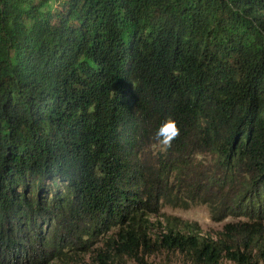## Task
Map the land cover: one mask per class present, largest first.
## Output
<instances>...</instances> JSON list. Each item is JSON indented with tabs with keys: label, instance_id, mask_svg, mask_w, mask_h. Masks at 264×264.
<instances>
[{
	"label": "trees",
	"instance_id": "obj_1",
	"mask_svg": "<svg viewBox=\"0 0 264 264\" xmlns=\"http://www.w3.org/2000/svg\"><path fill=\"white\" fill-rule=\"evenodd\" d=\"M75 251L264 264V0H0V264Z\"/></svg>",
	"mask_w": 264,
	"mask_h": 264
},
{
	"label": "rangeland",
	"instance_id": "obj_2",
	"mask_svg": "<svg viewBox=\"0 0 264 264\" xmlns=\"http://www.w3.org/2000/svg\"><path fill=\"white\" fill-rule=\"evenodd\" d=\"M160 216H164V218ZM148 219L150 222H154V230L152 233H159L163 231V228L165 227V223L163 222L164 219H177L180 220V222L186 223L189 228H192L200 236L209 238H215L216 233L220 231V228L223 224L238 220L233 216H229L222 222H213L210 219L206 207L201 204L190 206L187 209L163 207L158 216H150ZM72 254V252H67L65 253L64 258L61 260L54 259L49 264H79L77 263V259L79 258L78 256H85L75 251V257H73L72 262H70L67 260V258L72 257ZM86 259L87 256L84 257V263H87ZM178 259L179 258L176 256L169 257L159 254L149 258V261L153 264H177L180 263L178 262Z\"/></svg>",
	"mask_w": 264,
	"mask_h": 264
},
{
	"label": "clouds",
	"instance_id": "obj_3",
	"mask_svg": "<svg viewBox=\"0 0 264 264\" xmlns=\"http://www.w3.org/2000/svg\"><path fill=\"white\" fill-rule=\"evenodd\" d=\"M180 129L177 121L169 117L163 124L160 125L156 132L157 143L161 146V150L164 151L168 147H171L172 141L178 137Z\"/></svg>",
	"mask_w": 264,
	"mask_h": 264
}]
</instances>
